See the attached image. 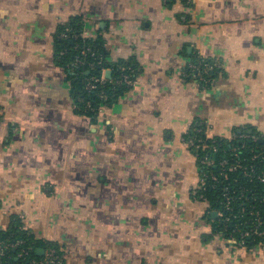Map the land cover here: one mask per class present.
<instances>
[{"label": "crops", "instance_id": "crops-1", "mask_svg": "<svg viewBox=\"0 0 264 264\" xmlns=\"http://www.w3.org/2000/svg\"><path fill=\"white\" fill-rule=\"evenodd\" d=\"M72 18L139 71L98 123L57 59ZM200 57L221 66L206 86ZM201 122L264 141V0H0V231L19 217L66 264H264L196 194Z\"/></svg>", "mask_w": 264, "mask_h": 264}, {"label": "trees", "instance_id": "trees-1", "mask_svg": "<svg viewBox=\"0 0 264 264\" xmlns=\"http://www.w3.org/2000/svg\"><path fill=\"white\" fill-rule=\"evenodd\" d=\"M67 28H69L72 33H80L83 31V24L81 23L80 19L72 18L59 28L57 59L63 67L68 69V77L72 84V94L74 97L75 105L77 106V113L89 118L92 123H98L99 118L97 114L99 107H111L126 91L129 90L127 86L115 83L116 80H118L123 74L120 68L126 67V72L135 77L139 73L137 69L138 67L132 62H122L118 65L116 63H112L108 59V54L104 45L105 42L100 36H97L96 38L89 37L86 39H77L74 41L72 39H64L62 37V34ZM84 46H90L93 50L96 51L98 55L103 58L102 63L97 64L94 69H91V71L88 66L84 67L76 65V56L80 53L81 49ZM89 60L92 59L89 58ZM98 60L99 59H96L95 61ZM195 61L196 64H198L201 60L200 58H195L194 62ZM103 67L112 69L113 75L105 85L99 86V88L95 91L88 93L85 90V80L91 76L99 75ZM210 76L211 73H209V76H206V78H210ZM87 103H90V106L88 108L86 107ZM193 134H195L194 130L190 132V135ZM196 136H199V134H196ZM217 145L220 149L219 153L216 156L210 154V157L217 163L225 158H230L232 146H237L240 147L239 155L240 158L245 159V164L256 163L258 172L264 171V159L262 157V159L258 158L255 161L251 159L254 155L260 154L262 151H264L263 140L261 142L260 140L257 141L256 144L246 142L244 145L239 140L230 142L220 137L218 138ZM192 149L196 154L202 155V152L200 150H197L196 148ZM198 167L200 170V176L204 177L208 176L211 172H214L215 174L219 172L218 165L212 166L209 169H202L198 161ZM227 184H229L233 189L239 190V192L243 191V188H245V195L249 198V201H246L244 199L234 201V213H237V211L244 205H246V211H249L254 206H256V208L261 206V209L264 210V203L260 201V199L264 196V184L257 179H251L245 176V174L241 170L231 172L228 178H221L219 182H214L211 180V178L207 177V185L203 189L198 190L197 195L202 196L209 202L211 210H224L226 200L223 195V187ZM245 219H248V216H245ZM208 220L213 223L216 232H222L221 229L224 227L223 218L217 217L215 219H212L210 214L208 216ZM243 220L244 219L235 220L234 223H239V221H242L243 224ZM230 229L232 228L229 227V232H231ZM241 229L243 232H254V230H256V227L249 223L248 225H242ZM222 234H225L226 236H233L229 233ZM234 237L238 240H242V237L238 232L235 233ZM18 240H23L24 244L21 246V248H10L7 251L6 255L3 257L4 262L8 264H47L46 255L39 254L37 252L38 247H42L45 250L55 249L59 255L63 254V252L60 251V249L56 245L50 244L43 240H37L34 235H32L29 231L25 230L22 227L21 219L17 216H14L10 227L5 231H0V242L3 241L5 243H14ZM243 240H245V245L248 247L256 246L261 241V239L253 233H251L250 237H244ZM22 248H30V250L28 254H26L23 258H18L17 253Z\"/></svg>", "mask_w": 264, "mask_h": 264}, {"label": "built area", "instance_id": "built-area-1", "mask_svg": "<svg viewBox=\"0 0 264 264\" xmlns=\"http://www.w3.org/2000/svg\"><path fill=\"white\" fill-rule=\"evenodd\" d=\"M62 37L64 39H86L89 38L87 32H75L72 33L69 28L65 30V32L62 34ZM92 59V60H89ZM201 58V61L198 64L191 65L193 71H196V77L200 79V82L203 86H206L208 82L210 81V78H206V76H209V73H212L217 68H220V63L218 60H209L206 58ZM96 59H99L98 61H95ZM102 57L96 53L95 50H93L90 46H84L80 53L76 56V65L79 66H88L91 69H94L97 64L102 63ZM121 71L123 72L122 76L116 80V84L119 85H125L128 87V89L133 88L138 83V76L133 77L130 73H127L126 67H121ZM107 71H112V69L103 67L101 70V73L99 75L91 76L85 80V90L89 93L92 91H95L99 88V86H103L107 83L108 80H110L111 77H107L106 73ZM207 79V80H206ZM104 95V94H103ZM102 95V97H103ZM76 106V105H75ZM90 106V103H87L86 107L88 108ZM77 109V106H76ZM106 109V106H100L98 109V118L102 117V114L104 110ZM195 134L190 135V132L193 131ZM196 134H199V136H196ZM218 138L220 137H214L210 134V126L206 123H195L193 127L190 128L188 133L186 134L184 138V142L186 145H188L190 148H196L197 150H200L202 152V155L196 154L198 161L200 163V167L202 169H209L212 166L218 165L219 166V172L215 174L214 172H211L208 176H200L199 177V186L198 190L203 189L207 185V177L211 178L214 182H219L221 178H228L229 174L234 171L241 170L245 176L251 178V179H257L261 183L264 184V171L258 172L257 164H245V159L240 158V147L232 146L231 149V157L225 158L223 160H220L219 163H217L215 160H213L210 157V154L217 155L220 151L217 142ZM227 141L233 142L235 140L241 141L244 145L246 142L254 143L256 144L257 141H262V137L259 133L255 131L250 130H240L237 132H233L230 137L223 138ZM264 159V151H262L260 154L254 155L251 159L253 161L257 160L258 158ZM261 158V159H262ZM197 190V192H198ZM246 189L243 188V191L233 189L230 187L229 184L225 185L223 187V195L225 197L226 203L224 206V210H214L217 213V217L223 218L224 227L221 229L224 233H229V237H234L235 233H240L242 240H238L234 237V239L237 241V243L240 246H246L244 237H250L251 233L257 235L258 238L261 239L258 245L264 246V210L260 207L254 206L249 211H246V205H244L241 209L237 211V213H234V201L244 199L246 201H249V198L245 195ZM196 192V194H197ZM200 200L204 203L209 204L205 198L202 196H199ZM262 203H264V196L260 199ZM210 207V206H209ZM233 213V214H232ZM245 216H248V219H245ZM243 220L239 221V223H234L235 220ZM254 225L256 227V230L254 232L249 231H242L241 226L242 225H248V224ZM229 227L231 232H229ZM24 244L23 240H18L14 243H5L3 241L0 242V264H8L3 261V257L6 255L7 251L10 248H21V246ZM30 248H22L18 253V258H23L26 254H28ZM46 255V263L47 264H66L65 258L63 255H59L58 252L55 249L45 250Z\"/></svg>", "mask_w": 264, "mask_h": 264}, {"label": "water", "instance_id": "water-1", "mask_svg": "<svg viewBox=\"0 0 264 264\" xmlns=\"http://www.w3.org/2000/svg\"><path fill=\"white\" fill-rule=\"evenodd\" d=\"M111 75H112V72H111V71H107L106 76H107V77H111ZM216 215H217V213L214 212V213H213V216L215 217ZM37 252H38L39 254H44V253H45V249H43V248H39V249H37Z\"/></svg>", "mask_w": 264, "mask_h": 264}]
</instances>
